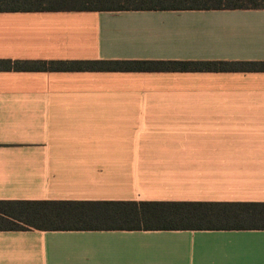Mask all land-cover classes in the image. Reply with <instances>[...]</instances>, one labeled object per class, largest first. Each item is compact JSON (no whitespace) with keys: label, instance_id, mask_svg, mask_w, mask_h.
Returning a JSON list of instances; mask_svg holds the SVG:
<instances>
[{"label":"crops","instance_id":"0c3cea01","mask_svg":"<svg viewBox=\"0 0 264 264\" xmlns=\"http://www.w3.org/2000/svg\"><path fill=\"white\" fill-rule=\"evenodd\" d=\"M3 60L264 62V9L0 13ZM0 201L264 203V73L0 70ZM0 264H264V230L0 231Z\"/></svg>","mask_w":264,"mask_h":264},{"label":"trees","instance_id":"16d2710c","mask_svg":"<svg viewBox=\"0 0 264 264\" xmlns=\"http://www.w3.org/2000/svg\"><path fill=\"white\" fill-rule=\"evenodd\" d=\"M261 10L264 0H0V13ZM3 71L263 72L264 62L0 61ZM264 230V203L0 201V231Z\"/></svg>","mask_w":264,"mask_h":264}]
</instances>
